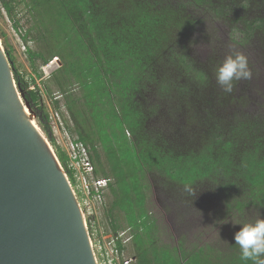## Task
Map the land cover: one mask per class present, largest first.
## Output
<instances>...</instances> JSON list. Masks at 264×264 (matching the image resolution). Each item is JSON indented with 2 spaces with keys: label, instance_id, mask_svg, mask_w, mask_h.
<instances>
[{
  "label": "trees",
  "instance_id": "16d2710c",
  "mask_svg": "<svg viewBox=\"0 0 264 264\" xmlns=\"http://www.w3.org/2000/svg\"><path fill=\"white\" fill-rule=\"evenodd\" d=\"M193 1L233 18L239 25L233 33L243 42L255 40L264 53V0ZM0 5L21 33L35 74L27 79L6 50L18 89L74 185L75 172L52 134L37 84L41 67L55 58L61 62L44 83V95L54 109L67 108L73 124L66 128L90 149L96 174L113 179L106 215L113 233L135 231L129 246L134 263L252 264L242 259L234 240L225 250L160 244L146 206L147 173L154 171L170 181L172 194L180 188L193 194L219 191L227 214L246 218L250 211L256 216L252 224L264 220V106L258 101L261 110L253 107L256 97L241 81L224 93L215 80L218 66L207 70L189 49L175 48V38L193 20L164 0H0ZM0 37L6 44L4 34ZM30 39L39 50L28 49ZM153 84L160 100L154 104L145 100ZM181 113L187 127L178 122Z\"/></svg>",
  "mask_w": 264,
  "mask_h": 264
},
{
  "label": "rangeland",
  "instance_id": "374dc122",
  "mask_svg": "<svg viewBox=\"0 0 264 264\" xmlns=\"http://www.w3.org/2000/svg\"><path fill=\"white\" fill-rule=\"evenodd\" d=\"M164 1L171 3L179 12L185 14L184 16L193 20L194 24L186 33L178 35L174 40V44L178 50L189 49L191 57L198 66L212 70L219 66L224 57L233 50H239L247 56L249 67L252 70V78L250 80H241V84L250 86L248 93L251 97H256L253 107L261 110L258 107V101H260V105L262 104L264 106V53L262 52L261 46L255 40H252L251 43H248V41L243 42L240 34L233 33L232 29L234 27L239 28L237 22L233 24L235 21L233 18L218 17L206 7L196 5L193 0ZM22 25L27 29L26 18L24 17L22 19ZM21 31L24 32V29L21 28ZM0 33L4 34L6 38V44H4L3 39L0 37L2 45L15 58V64L19 71L27 75V79L34 77L35 74L26 50V43L23 41L21 33L15 30L12 21L3 9H1L0 13ZM28 41H30L28 43V49L33 51L39 50L38 45L34 41L31 39ZM48 65L41 67L40 70L43 72V76L37 80V84L43 93V103L48 113H51L55 109L52 105V100L48 95H44V83H47L49 80L52 74L51 71L55 72L59 70L62 64L58 58H55ZM157 90L156 85H151L148 99L146 96L145 100H148L149 103L152 102V104L158 103L160 100L157 97ZM76 94L78 97L81 96L78 90ZM239 94H242L241 89H239ZM57 98L61 100L63 105L64 100L61 96ZM183 114L178 122L182 123L184 127H187L185 124L186 116ZM32 115L38 123L35 115L33 113ZM63 117L65 119L64 126H72L73 123L65 107ZM51 126L53 136L58 138L60 142L57 145L65 151V146L67 145L65 129L61 124L56 126L52 122ZM69 134L73 137L71 133ZM128 135L132 137L130 133ZM52 147L56 151L53 145ZM101 153L103 160L106 162L105 152L101 150ZM147 176L150 188L147 192L148 199L146 206L150 215L155 218L158 226V242L160 244L169 247L182 246L188 251L197 250L206 246L225 250L234 240L235 234L243 226L252 224L256 217L250 211L246 212V218H242L239 215L227 214L225 212L226 206L224 198L219 191L217 193L212 191V194H209V191L204 193L203 190L202 192L193 194L191 190L188 191L180 188L178 189L179 194L174 192L172 194L169 180L159 177L154 171H149ZM105 199L104 205L97 206L96 213L93 216L86 217L87 226L91 220L90 225L93 241L110 237L113 233L111 219L106 215L110 206L109 201L111 202L113 200L109 191L106 192ZM126 254L130 257L134 256L133 246L128 248Z\"/></svg>",
  "mask_w": 264,
  "mask_h": 264
},
{
  "label": "water",
  "instance_id": "95a60500",
  "mask_svg": "<svg viewBox=\"0 0 264 264\" xmlns=\"http://www.w3.org/2000/svg\"><path fill=\"white\" fill-rule=\"evenodd\" d=\"M0 264H97L73 187L24 102L1 39Z\"/></svg>",
  "mask_w": 264,
  "mask_h": 264
},
{
  "label": "built area",
  "instance_id": "2783aa9c",
  "mask_svg": "<svg viewBox=\"0 0 264 264\" xmlns=\"http://www.w3.org/2000/svg\"><path fill=\"white\" fill-rule=\"evenodd\" d=\"M48 66L50 67V65ZM63 114L64 108L61 110L55 109L49 113L50 122L56 126L61 124L65 129L64 132L67 140L65 152L69 157V166L75 172V184L73 185L69 181L87 224L86 217L93 216L96 213L97 206L104 205L106 192L109 191V185L112 179L100 177L96 174V167L92 161L90 149L83 142L79 141L77 137L70 136V132L64 126L65 119ZM55 139L57 144H60L59 139L56 137ZM89 233L91 232L89 231ZM134 233L133 228L127 227L116 234L112 233L110 237H104L94 241L91 233V244L97 264H133L135 261L134 258L128 256L126 252L133 241Z\"/></svg>",
  "mask_w": 264,
  "mask_h": 264
},
{
  "label": "clouds",
  "instance_id": "9594fccd",
  "mask_svg": "<svg viewBox=\"0 0 264 264\" xmlns=\"http://www.w3.org/2000/svg\"><path fill=\"white\" fill-rule=\"evenodd\" d=\"M215 80L226 94L232 93L236 82L250 80L252 70L247 56L239 51H230L215 70ZM241 257L252 264H264V220L243 226L234 236Z\"/></svg>",
  "mask_w": 264,
  "mask_h": 264
}]
</instances>
